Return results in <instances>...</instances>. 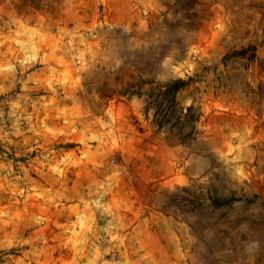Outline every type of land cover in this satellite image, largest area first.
I'll use <instances>...</instances> for the list:
<instances>
[{
    "label": "rangeland",
    "instance_id": "rangeland-1",
    "mask_svg": "<svg viewBox=\"0 0 264 264\" xmlns=\"http://www.w3.org/2000/svg\"><path fill=\"white\" fill-rule=\"evenodd\" d=\"M9 2L32 24L55 10L53 0ZM135 4L133 27L87 29L86 41L68 42L75 87L52 78L20 88L19 73L0 95V156L12 162L0 168V205L26 214L15 229L24 241L64 217L68 234L82 232L75 212L102 205L109 184L166 218L161 234L177 264H264V0ZM40 35L24 42L22 63L44 59L35 55L51 42ZM250 43L253 61L225 60ZM179 78L188 84L174 101L157 97ZM13 95L24 98L10 108ZM55 237L48 228V247L37 238L30 258L56 257Z\"/></svg>",
    "mask_w": 264,
    "mask_h": 264
},
{
    "label": "crops",
    "instance_id": "crops-1",
    "mask_svg": "<svg viewBox=\"0 0 264 264\" xmlns=\"http://www.w3.org/2000/svg\"><path fill=\"white\" fill-rule=\"evenodd\" d=\"M9 1L0 0L1 96L15 88L13 81L19 73L22 79H19L21 83L17 86L20 88H30L36 83L46 86L52 78L65 88L75 87L78 83V72L72 63L67 61L69 57H73V51L67 46L68 42L80 45L86 41L83 33L88 35L85 31L87 29L103 33L102 29L105 26L115 29V32L118 30L123 32L134 26V20L138 15L135 8L136 0H53L55 10L49 16L41 14L45 17H40L32 24L33 22L15 17L13 12L8 10ZM99 12L103 17L98 20ZM129 14L131 16H128ZM140 23L142 25V21ZM37 32L41 34L40 40L46 38V43L51 42L37 55L34 54L39 57L42 55L44 59L40 58L41 62L39 61L38 65L22 63L21 60L27 51L31 50L24 42L33 38ZM14 65L17 66L16 69L13 68ZM10 80V84H7L6 82ZM21 95L19 97L13 95L14 99L11 101H8L7 97L4 102L12 108L24 98ZM74 96L72 91L66 97L73 101ZM1 159L3 157L0 156V168L10 162L9 160L4 162L5 158ZM112 183L115 184L114 181ZM105 186L102 205L97 203L95 207L87 210L80 208L75 212L74 217L77 218L75 222L82 232L68 234L65 229L69 226L65 223L68 219L64 217L61 221L57 220L54 225L47 226L46 222L39 224V233L27 237V243L23 238H17L15 232L17 219H24L26 214L17 211L15 205H0V210L1 207H7L5 211H0V264H177L174 259L176 250L170 253L171 248L167 247L161 234L163 229L161 226L167 228V224H162L166 218H160L161 213L143 198H131L125 202L121 197L123 192L120 194L122 189H113L109 184ZM9 190L13 193V189ZM101 215L104 218H101ZM48 228L57 237L51 243L55 246L56 257L43 256L40 252L36 257L30 258L29 250H33L32 242L36 243L37 238L40 237L38 240L40 243H37L36 247L41 249L48 247L46 244L49 243V239H43V234ZM84 231L87 235L82 238L80 234ZM90 231L94 233L89 235ZM12 239L14 242H9ZM14 246H23V254L11 253ZM116 254L120 258L113 261V255ZM158 254L161 261L157 259Z\"/></svg>",
    "mask_w": 264,
    "mask_h": 264
},
{
    "label": "trees",
    "instance_id": "trees-1",
    "mask_svg": "<svg viewBox=\"0 0 264 264\" xmlns=\"http://www.w3.org/2000/svg\"><path fill=\"white\" fill-rule=\"evenodd\" d=\"M256 49H257V46L254 45L253 43H250L246 47L231 51L229 54L225 56V60L248 59L250 61H253L256 58ZM187 84H188V81L181 79V78L171 80L161 87L162 88L161 92L158 94L157 97L160 99H165V97L166 98L170 97V100L174 101L175 95L180 90L184 89V87H186ZM232 200H236V199H232ZM222 204H223V201H219V200L216 201V205L220 206Z\"/></svg>",
    "mask_w": 264,
    "mask_h": 264
}]
</instances>
